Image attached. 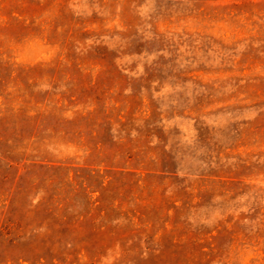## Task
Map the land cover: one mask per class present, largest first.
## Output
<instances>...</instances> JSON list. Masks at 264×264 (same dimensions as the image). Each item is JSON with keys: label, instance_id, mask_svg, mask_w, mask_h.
Segmentation results:
<instances>
[{"label": "rangeland", "instance_id": "374dc122", "mask_svg": "<svg viewBox=\"0 0 264 264\" xmlns=\"http://www.w3.org/2000/svg\"><path fill=\"white\" fill-rule=\"evenodd\" d=\"M0 264H264V0H0Z\"/></svg>", "mask_w": 264, "mask_h": 264}]
</instances>
